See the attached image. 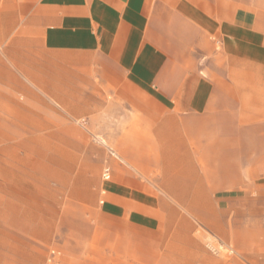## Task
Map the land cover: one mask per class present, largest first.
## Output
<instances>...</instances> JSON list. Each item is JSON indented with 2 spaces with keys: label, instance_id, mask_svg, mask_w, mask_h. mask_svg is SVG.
<instances>
[{
  "label": "rangeland",
  "instance_id": "1",
  "mask_svg": "<svg viewBox=\"0 0 264 264\" xmlns=\"http://www.w3.org/2000/svg\"><path fill=\"white\" fill-rule=\"evenodd\" d=\"M11 44L0 40V67L12 68ZM30 46L19 44L20 58ZM256 76L241 72L237 133L170 135L168 152L150 123L94 135L79 118L48 109L41 93L0 84V264H264V79L248 81ZM101 139L132 146L134 166ZM107 167L141 198L100 205Z\"/></svg>",
  "mask_w": 264,
  "mask_h": 264
},
{
  "label": "crops",
  "instance_id": "2",
  "mask_svg": "<svg viewBox=\"0 0 264 264\" xmlns=\"http://www.w3.org/2000/svg\"><path fill=\"white\" fill-rule=\"evenodd\" d=\"M0 40L12 42L0 84L41 93L48 109L79 118L94 135L133 133L134 119L150 123L168 152L170 135L241 129V72L257 75L249 84L264 79V0H0ZM24 40L33 46L20 58ZM99 143L134 166L132 146ZM174 168L167 164L161 181ZM100 195L102 206L141 198L115 184L110 167ZM186 213L198 216L190 206Z\"/></svg>",
  "mask_w": 264,
  "mask_h": 264
},
{
  "label": "built area",
  "instance_id": "3",
  "mask_svg": "<svg viewBox=\"0 0 264 264\" xmlns=\"http://www.w3.org/2000/svg\"><path fill=\"white\" fill-rule=\"evenodd\" d=\"M108 173V172H107ZM109 178V175L107 176V179Z\"/></svg>",
  "mask_w": 264,
  "mask_h": 264
}]
</instances>
